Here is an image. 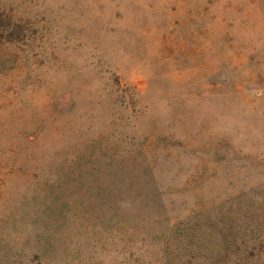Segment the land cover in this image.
<instances>
[{
	"label": "rangeland",
	"instance_id": "1",
	"mask_svg": "<svg viewBox=\"0 0 264 264\" xmlns=\"http://www.w3.org/2000/svg\"><path fill=\"white\" fill-rule=\"evenodd\" d=\"M0 264H264V0H0Z\"/></svg>",
	"mask_w": 264,
	"mask_h": 264
},
{
	"label": "trees",
	"instance_id": "2",
	"mask_svg": "<svg viewBox=\"0 0 264 264\" xmlns=\"http://www.w3.org/2000/svg\"><path fill=\"white\" fill-rule=\"evenodd\" d=\"M11 25V23L9 24V26ZM225 243V242H224ZM225 245H226V247H229V244H228V242L226 241V243H225ZM212 247L216 250V251H218L217 249H219V251L221 252L222 251V249L220 248V245H218V242L216 243V242H212ZM254 248L253 249H256V246H253ZM224 249V248H223ZM226 249V248H225ZM218 251V252H219Z\"/></svg>",
	"mask_w": 264,
	"mask_h": 264
}]
</instances>
